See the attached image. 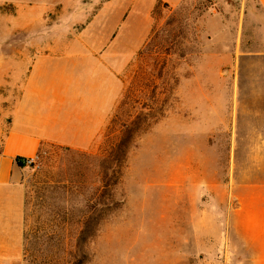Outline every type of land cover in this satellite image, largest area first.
<instances>
[{
	"label": "rangeland",
	"instance_id": "1",
	"mask_svg": "<svg viewBox=\"0 0 264 264\" xmlns=\"http://www.w3.org/2000/svg\"><path fill=\"white\" fill-rule=\"evenodd\" d=\"M14 2L0 15L46 4L53 29L110 3L107 77L92 82L111 91L114 79L115 96L89 146L45 145L0 189V264H249L230 213L250 185L264 194V55L246 54L262 48L255 1ZM32 59L0 55V146Z\"/></svg>",
	"mask_w": 264,
	"mask_h": 264
},
{
	"label": "crops",
	"instance_id": "2",
	"mask_svg": "<svg viewBox=\"0 0 264 264\" xmlns=\"http://www.w3.org/2000/svg\"><path fill=\"white\" fill-rule=\"evenodd\" d=\"M254 1L258 19L253 24L262 48L246 54L264 55V0ZM110 6L104 4L100 14L89 17L80 14L78 29L51 28L45 19L44 13L50 8L46 4L19 7L13 14L0 15V55H33L25 82L12 89L7 101L8 123L0 146V189L15 188L19 183L22 168L16 165V157L34 158L48 144L87 147L101 134L114 107V79L111 91L109 81L103 89L92 81L97 77L101 85L107 77V62L99 65L98 58L108 55L114 45L113 23L100 20ZM99 25L102 28L97 31ZM97 91L103 94L97 95ZM109 92L114 95L109 97ZM254 188L261 186L250 185L251 195L236 197L230 214L235 234L249 237L240 239L249 264H264V194L252 195L259 192ZM243 215L245 222L239 221Z\"/></svg>",
	"mask_w": 264,
	"mask_h": 264
},
{
	"label": "trees",
	"instance_id": "3",
	"mask_svg": "<svg viewBox=\"0 0 264 264\" xmlns=\"http://www.w3.org/2000/svg\"><path fill=\"white\" fill-rule=\"evenodd\" d=\"M126 143H127V139L121 138L119 142L114 145V148L112 150V155H111L113 162L118 161L117 158L119 157V155L123 157L122 155L124 153V147ZM121 157L119 158V160L121 159ZM15 163L19 168H24L26 166L24 164V158H21V157H16Z\"/></svg>",
	"mask_w": 264,
	"mask_h": 264
},
{
	"label": "built area",
	"instance_id": "4",
	"mask_svg": "<svg viewBox=\"0 0 264 264\" xmlns=\"http://www.w3.org/2000/svg\"><path fill=\"white\" fill-rule=\"evenodd\" d=\"M34 162H35V159H34V158H24V164H25L26 166L31 165V164H33Z\"/></svg>",
	"mask_w": 264,
	"mask_h": 264
}]
</instances>
